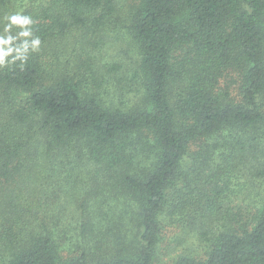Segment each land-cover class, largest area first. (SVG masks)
<instances>
[{"label": "trees", "instance_id": "16d2710c", "mask_svg": "<svg viewBox=\"0 0 264 264\" xmlns=\"http://www.w3.org/2000/svg\"><path fill=\"white\" fill-rule=\"evenodd\" d=\"M23 1L31 35L0 30V264H264V0ZM162 215L199 255L162 257Z\"/></svg>", "mask_w": 264, "mask_h": 264}, {"label": "rangeland", "instance_id": "374dc122", "mask_svg": "<svg viewBox=\"0 0 264 264\" xmlns=\"http://www.w3.org/2000/svg\"><path fill=\"white\" fill-rule=\"evenodd\" d=\"M131 1L134 2V0ZM24 2L25 1L23 0H0V4H4L3 7L0 6V30H2L3 32L5 31L7 21L9 20L8 18L10 16L18 14L23 9ZM114 45L115 43H110L111 50L116 47ZM225 133L227 132H224L223 134ZM161 220L164 223L168 224L165 226V229L163 231V239L160 245L163 258L167 259L170 255H172L173 253H175V251L181 249L182 247L188 248V250L193 253V255L194 253L200 254V247L202 246L203 241H200L198 235H185L187 234V232H180V229L176 228L174 225H171L172 222L167 216L164 218L162 215ZM65 237L66 235H58L55 239V245L57 249L62 253H66V245L64 242Z\"/></svg>", "mask_w": 264, "mask_h": 264}, {"label": "clouds", "instance_id": "9594fccd", "mask_svg": "<svg viewBox=\"0 0 264 264\" xmlns=\"http://www.w3.org/2000/svg\"><path fill=\"white\" fill-rule=\"evenodd\" d=\"M8 19L10 21V24L5 27V31H7L11 25H17L22 29V31H20L19 33L20 36L29 37L31 35V30L25 27L32 23L30 18L23 17L20 15H13L10 16ZM13 39L14 38L11 36L7 38L0 37V65L4 63V58L13 51L11 47H7ZM39 45L40 39L38 37L32 39L30 43L28 41H25L21 48L16 49L18 54L16 58L20 59L21 61L25 60V54L28 52L29 48H31V50L33 51H36L38 50Z\"/></svg>", "mask_w": 264, "mask_h": 264}]
</instances>
